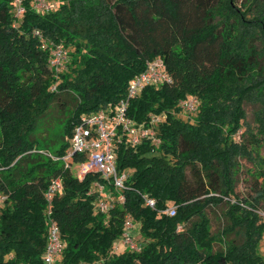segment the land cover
<instances>
[{
  "label": "trees",
  "instance_id": "1",
  "mask_svg": "<svg viewBox=\"0 0 264 264\" xmlns=\"http://www.w3.org/2000/svg\"><path fill=\"white\" fill-rule=\"evenodd\" d=\"M47 1L57 8L38 12L24 0L18 18L15 0H0V264H44L50 218L66 245L58 264H264V0ZM43 40L69 51L58 77ZM157 58L172 82L146 86L128 116L141 125L165 115L154 126L161 146H116L118 169L129 173L125 200L96 212L100 175L80 180L48 154L64 156L82 115L119 104ZM190 97L199 100L191 116L181 107ZM56 102L67 116L49 145L36 135ZM245 104L257 106L255 132H241ZM240 159L253 164L242 199ZM55 178L64 190L49 204ZM221 205L225 224L213 233L207 210ZM127 216L140 251L120 245Z\"/></svg>",
  "mask_w": 264,
  "mask_h": 264
},
{
  "label": "built area",
  "instance_id": "2",
  "mask_svg": "<svg viewBox=\"0 0 264 264\" xmlns=\"http://www.w3.org/2000/svg\"><path fill=\"white\" fill-rule=\"evenodd\" d=\"M23 1L15 0V13L18 18L25 12ZM32 1L34 4L38 3L35 5L36 8L34 7L38 12H49L57 8V3H49L47 0ZM36 34L40 36L38 31ZM42 48L49 51L50 69L55 77H58L66 70L70 62L69 51L62 44H51L47 40H43ZM171 82L172 78L161 58L149 62L147 69L130 81L127 96L119 104L108 105L96 112L82 115L74 127L70 148L64 156L57 157L48 154L54 161L62 162L65 169L74 171L75 176L80 180L90 173L100 175L102 181H96L92 190V193L96 194L94 202L96 212L108 214L116 203H123L125 200L123 192L128 189L126 182L129 173L127 171L120 172L118 169L116 146L124 141L133 147L148 142L156 153L162 143L154 126L158 125L165 115H153L149 119V124L138 125L128 116L131 100L139 96L146 86ZM52 89L56 90V86H53ZM198 106L199 100L196 97L181 101L183 112L189 116L197 112ZM75 154L82 155L84 160L73 162ZM63 190L62 179H53L46 192L47 202L50 204L53 197L56 194H62ZM143 198L146 206L155 209V199L147 194L143 195ZM4 200L5 197L0 195V206ZM176 211V206H172L165 213L173 217L176 215ZM51 214L52 212L49 210L48 215L51 216ZM133 226L132 218L127 216L120 245L122 244L132 251H140L139 245L130 234ZM181 229L182 226H179L178 230ZM120 245L116 244L114 250L117 251ZM65 246L56 221L50 218L48 241L43 256L44 264H58V258L63 254Z\"/></svg>",
  "mask_w": 264,
  "mask_h": 264
},
{
  "label": "rangeland",
  "instance_id": "3",
  "mask_svg": "<svg viewBox=\"0 0 264 264\" xmlns=\"http://www.w3.org/2000/svg\"><path fill=\"white\" fill-rule=\"evenodd\" d=\"M244 1L245 0H238V4L241 5L242 2ZM37 4H34V7ZM244 108L246 111V119H245V125L241 132H243L247 126L250 127L255 132L256 123H255L254 114L255 111L257 110V106L253 104H245ZM66 116L67 114L64 113L62 107L57 102L54 103L51 106V109L47 113V115L40 120L39 130L36 137L43 141L46 140V143H48L49 145H53V143H56L59 139V135L63 131V125ZM236 140L239 141L240 140L239 137H236ZM51 152L53 153L52 149ZM260 155L262 156V158H264V145L260 149ZM239 163H240V168H239L238 184H237L236 192L239 195V198L242 199L252 194V186L254 184L250 176V172L253 170V164L249 162L247 159H240ZM187 173H188V177H190V172L188 171ZM224 210H225V205L209 208L207 210L208 216L211 220V227L213 233H218L219 231H221L225 224V220L222 215V212ZM260 214L264 217V212L261 211ZM216 248H220V245H216ZM258 253L259 255L264 257V237L258 246Z\"/></svg>",
  "mask_w": 264,
  "mask_h": 264
},
{
  "label": "crops",
  "instance_id": "4",
  "mask_svg": "<svg viewBox=\"0 0 264 264\" xmlns=\"http://www.w3.org/2000/svg\"><path fill=\"white\" fill-rule=\"evenodd\" d=\"M121 246H123L122 244H121ZM124 247V246H123Z\"/></svg>",
  "mask_w": 264,
  "mask_h": 264
}]
</instances>
